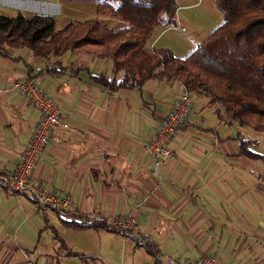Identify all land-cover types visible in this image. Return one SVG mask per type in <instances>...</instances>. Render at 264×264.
I'll list each match as a JSON object with an SVG mask.
<instances>
[{
  "label": "crops",
  "instance_id": "0c3cea01",
  "mask_svg": "<svg viewBox=\"0 0 264 264\" xmlns=\"http://www.w3.org/2000/svg\"><path fill=\"white\" fill-rule=\"evenodd\" d=\"M170 28L153 36L155 49L173 48L158 44ZM71 53L38 59L21 48L0 56V261L9 250H37L28 240L49 233L63 257L79 261L94 254L80 241L108 233L121 237L130 252L154 245L160 264L169 259L192 264L204 255L218 264H264V163L240 154L233 127L238 124L222 120L217 105L191 92L190 114L169 142L174 156L155 173L144 146L181 94V83L155 79L141 88L111 91L91 77L111 76L110 60ZM51 67L64 71L51 73ZM29 76L61 107V122L33 176L44 187L71 196L65 214L43 209L29 194L11 189L40 119V112L13 88L15 80ZM128 213L140 223L138 236L80 225L110 224ZM67 250L78 256H68Z\"/></svg>",
  "mask_w": 264,
  "mask_h": 264
},
{
  "label": "trees",
  "instance_id": "16d2710c",
  "mask_svg": "<svg viewBox=\"0 0 264 264\" xmlns=\"http://www.w3.org/2000/svg\"><path fill=\"white\" fill-rule=\"evenodd\" d=\"M214 1L222 23L184 58L169 48L150 47L160 29L178 26L177 0H98L94 17L68 21L60 28L52 15H0V56L21 48L38 59L88 53L112 62L111 76H91L108 90L141 88L155 79L176 80L190 94L217 105L222 120L264 134V0ZM62 71L49 68L51 73ZM236 139L241 155L264 162V155L252 149L257 140L240 132ZM80 225L113 230L102 220ZM55 239L64 247L60 238ZM144 246L160 264L157 248ZM66 254L78 256L71 250Z\"/></svg>",
  "mask_w": 264,
  "mask_h": 264
},
{
  "label": "rangeland",
  "instance_id": "374dc122",
  "mask_svg": "<svg viewBox=\"0 0 264 264\" xmlns=\"http://www.w3.org/2000/svg\"><path fill=\"white\" fill-rule=\"evenodd\" d=\"M177 2L178 26L164 31L162 35L167 33L158 44L168 43L172 45L176 55L186 57L198 42L204 40L222 23V16L214 0H177ZM97 3L98 0H0V15L15 17L18 12L27 17L35 14L52 15L57 19V28H60L68 21L94 17ZM67 54L66 56L69 57L74 56L71 52ZM233 127L237 134L240 132L249 139L257 140L256 147L251 148L264 154V134L253 133L239 125ZM104 234V236H92L90 242L88 239L80 241L83 249L90 250L94 254L81 256L82 259L79 261L63 257L62 251L54 248L53 236L49 233L48 236L36 234L33 240H28L38 245L37 250L33 248L9 250L0 263L3 264L5 258L11 253L6 264H154L153 258L142 250L141 246L130 252L129 244L123 246L121 237ZM122 250L125 251L122 252ZM25 254L29 257L26 258Z\"/></svg>",
  "mask_w": 264,
  "mask_h": 264
},
{
  "label": "built area",
  "instance_id": "2783aa9c",
  "mask_svg": "<svg viewBox=\"0 0 264 264\" xmlns=\"http://www.w3.org/2000/svg\"><path fill=\"white\" fill-rule=\"evenodd\" d=\"M150 47L154 49V44H151ZM13 88L17 89L40 112V119L33 130L28 147L23 152L21 162L12 175L11 189L16 193L29 194L43 209L47 208L59 214H65L71 208V196L44 187L33 176L41 153L49 144L53 129L61 122V107L40 88L33 77L15 80ZM191 103V94L182 85L181 94L159 122L154 137L145 144V151L154 159L155 173L173 158L174 152L169 146V142L190 114ZM110 227L125 236H138L140 232V223L132 213L115 216L110 221ZM167 264L175 263L169 259ZM192 264H218V261L214 256L204 255L197 258Z\"/></svg>",
  "mask_w": 264,
  "mask_h": 264
}]
</instances>
